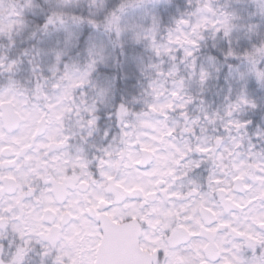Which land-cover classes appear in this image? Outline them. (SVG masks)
I'll list each match as a JSON object with an SVG mask.
<instances>
[{"label":"clouds","instance_id":"1","mask_svg":"<svg viewBox=\"0 0 264 264\" xmlns=\"http://www.w3.org/2000/svg\"><path fill=\"white\" fill-rule=\"evenodd\" d=\"M0 264H264V0H0Z\"/></svg>","mask_w":264,"mask_h":264}]
</instances>
